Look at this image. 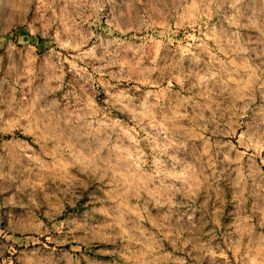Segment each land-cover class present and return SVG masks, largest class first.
Returning a JSON list of instances; mask_svg holds the SVG:
<instances>
[{
    "label": "rangeland",
    "instance_id": "obj_1",
    "mask_svg": "<svg viewBox=\"0 0 264 264\" xmlns=\"http://www.w3.org/2000/svg\"><path fill=\"white\" fill-rule=\"evenodd\" d=\"M0 264H264V0H0Z\"/></svg>",
    "mask_w": 264,
    "mask_h": 264
}]
</instances>
